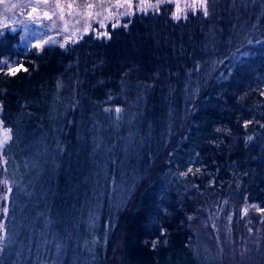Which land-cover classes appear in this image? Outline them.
<instances>
[{
    "label": "trees",
    "instance_id": "obj_1",
    "mask_svg": "<svg viewBox=\"0 0 264 264\" xmlns=\"http://www.w3.org/2000/svg\"><path fill=\"white\" fill-rule=\"evenodd\" d=\"M157 9L0 34V264H264V0Z\"/></svg>",
    "mask_w": 264,
    "mask_h": 264
},
{
    "label": "rangeland",
    "instance_id": "obj_2",
    "mask_svg": "<svg viewBox=\"0 0 264 264\" xmlns=\"http://www.w3.org/2000/svg\"><path fill=\"white\" fill-rule=\"evenodd\" d=\"M163 2L174 6V16L203 7L201 0H0V34L17 32L19 44L40 48L49 44L66 46L87 33L97 37L107 36V27L119 25L134 12L156 10ZM9 131L0 121V167L6 168L3 150L10 141ZM11 170V167L8 169ZM10 176V174L8 175ZM11 177V176H10ZM2 197L4 207L10 195H16L11 206L16 207L22 188H14L11 179ZM17 183L14 184L16 186ZM20 206L15 208V215ZM5 209V208H4ZM5 213V210H3ZM5 215H2V217ZM4 218H2L3 221ZM3 222L0 232L4 235Z\"/></svg>",
    "mask_w": 264,
    "mask_h": 264
},
{
    "label": "bare ground",
    "instance_id": "obj_3",
    "mask_svg": "<svg viewBox=\"0 0 264 264\" xmlns=\"http://www.w3.org/2000/svg\"><path fill=\"white\" fill-rule=\"evenodd\" d=\"M7 149H8V148H7ZM7 149L3 150L2 155H1V156H4L5 159H6L7 157L9 158V156H8V152H7ZM6 172H7V176H8L9 174H10V176H11V177L8 176V179H9V177H10V179H11V181H12V183H13V187H14V188H21L20 184L17 182V180H15V179L13 178V176L11 175V171L8 170V168H6ZM15 183H17L16 186H14Z\"/></svg>",
    "mask_w": 264,
    "mask_h": 264
},
{
    "label": "snow or ice",
    "instance_id": "obj_4",
    "mask_svg": "<svg viewBox=\"0 0 264 264\" xmlns=\"http://www.w3.org/2000/svg\"><path fill=\"white\" fill-rule=\"evenodd\" d=\"M201 3L203 4L204 3V0H201ZM158 10V9H157ZM205 15H207V11H205ZM178 18V17H176ZM14 74V73H13ZM117 111H119V109H117Z\"/></svg>",
    "mask_w": 264,
    "mask_h": 264
}]
</instances>
